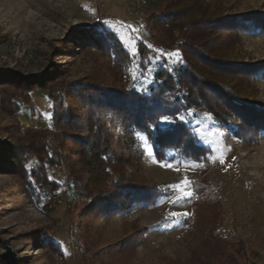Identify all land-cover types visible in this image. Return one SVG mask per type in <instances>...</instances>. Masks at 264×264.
<instances>
[{
	"label": "rangeland",
	"instance_id": "1",
	"mask_svg": "<svg viewBox=\"0 0 264 264\" xmlns=\"http://www.w3.org/2000/svg\"><path fill=\"white\" fill-rule=\"evenodd\" d=\"M158 1L0 0V71L30 76L52 66L58 82L91 76L117 88L125 82L133 84L147 94L155 72L179 65L180 60L177 44L182 32L175 26L170 35L155 21ZM202 1L210 4L211 12H264V0ZM196 14L184 15L178 22L185 24ZM87 30L117 38L129 52L130 61L119 71L94 47L78 46L74 39ZM139 44L147 48L145 59L138 55ZM175 53L178 55H170ZM229 56L239 63L264 61V34H242ZM223 80L231 85L237 79ZM252 80L244 83L241 96L264 108V77ZM29 95L31 105L20 97L15 99L19 106L15 120L0 112V141H7L3 128L14 123L22 129L51 127L52 101L40 89ZM165 118L157 123L160 129L174 123L172 118L159 123ZM176 119L203 146L199 159L175 151L156 157L149 136L135 132V145L143 157L127 169L138 184L156 185L160 194L148 206L102 213L94 221L81 217L85 200L65 184L68 172L63 165L47 168L49 179L58 184L55 191L22 188L19 176L7 172L10 159L3 154L0 264H7L2 257L7 249L16 264H210L209 252L214 264H264V132L243 139L237 134L240 125L236 119L226 117V123H217L201 101L181 111ZM46 144L53 148L51 139ZM71 162L72 172L83 177L78 172V157ZM35 165L31 158L27 169ZM183 190L190 191L191 197L173 203ZM173 212L181 215L172 216ZM41 228L49 233L44 242L34 233ZM135 228L146 231L132 249L119 255L110 248ZM206 228H213L215 238L206 236ZM47 242L54 247L46 246Z\"/></svg>",
	"mask_w": 264,
	"mask_h": 264
},
{
	"label": "trees",
	"instance_id": "2",
	"mask_svg": "<svg viewBox=\"0 0 264 264\" xmlns=\"http://www.w3.org/2000/svg\"><path fill=\"white\" fill-rule=\"evenodd\" d=\"M156 3L159 11L154 12L155 21L170 35L175 26L182 32L177 44L180 60L179 65L165 66L155 72L147 94L133 84L125 82L117 88L91 76L58 82L52 66L30 76L0 71V85L15 89L13 92L0 89L1 113L15 120L19 110L15 99L20 97L24 104L31 105L29 92L35 89L42 90L52 101V128L22 129L15 123L3 128L7 141H0V161L3 154L9 157L7 172L19 176L22 188L36 187L45 192L58 188L57 182L49 179L47 168L63 165L68 172L65 184L71 185L85 200L80 215L87 222L96 220L102 213L148 206L160 194L156 185L138 184L127 169L143 157L142 150L135 145V132L149 136L156 157L175 151L199 159L203 146L193 141L186 125L176 119L181 111L197 105L198 101L217 123H226V117L236 119L240 125L237 134L243 139L264 132V108L241 96L245 84L255 77H264V61L239 63L229 56V50L242 34H264V12H211L210 4L202 0ZM194 12L197 14L187 23L178 22ZM78 33L80 38L74 39L78 46L94 47L108 56L116 70L120 71L130 61L129 52L117 38L94 30ZM158 46L166 47L162 43ZM146 50L138 45L140 58L145 59ZM225 77L237 80L230 85L223 80ZM163 117L172 118L174 123L160 129L157 123ZM48 139L53 148L46 144ZM74 156L79 159L78 172L83 177L72 172ZM31 158L36 160V165L27 169ZM145 231L146 228H135L110 248L120 255L123 250L132 249ZM213 231L206 228V236L215 238ZM34 233L41 242L49 235L43 228ZM45 244L54 247L51 242ZM209 253V262L214 264V256Z\"/></svg>",
	"mask_w": 264,
	"mask_h": 264
},
{
	"label": "snow or ice",
	"instance_id": "3",
	"mask_svg": "<svg viewBox=\"0 0 264 264\" xmlns=\"http://www.w3.org/2000/svg\"><path fill=\"white\" fill-rule=\"evenodd\" d=\"M170 55H178V53L170 54ZM179 119H180V120H183L184 117L181 116V117H179ZM168 122H169V121L167 120V118H165L164 120L160 121L159 123L164 124V123H168ZM166 166L171 167V165H166ZM186 183H190V182H186ZM191 195H192V193H191L190 191L183 190V191H182V196L177 197V199L174 200L173 203H178L181 199L189 198V197H191ZM171 215H172V216H177V215H181V214L176 213V212H173V213H171ZM183 215L186 216L187 213H183Z\"/></svg>",
	"mask_w": 264,
	"mask_h": 264
},
{
	"label": "water",
	"instance_id": "4",
	"mask_svg": "<svg viewBox=\"0 0 264 264\" xmlns=\"http://www.w3.org/2000/svg\"><path fill=\"white\" fill-rule=\"evenodd\" d=\"M2 257L6 260L7 264H16V258L9 249H7L6 252L2 254Z\"/></svg>",
	"mask_w": 264,
	"mask_h": 264
}]
</instances>
